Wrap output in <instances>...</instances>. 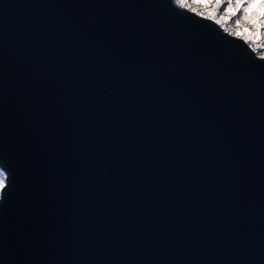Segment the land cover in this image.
Returning <instances> with one entry per match:
<instances>
[{
    "label": "water",
    "instance_id": "1",
    "mask_svg": "<svg viewBox=\"0 0 264 264\" xmlns=\"http://www.w3.org/2000/svg\"><path fill=\"white\" fill-rule=\"evenodd\" d=\"M173 0H0V264H264V60Z\"/></svg>",
    "mask_w": 264,
    "mask_h": 264
},
{
    "label": "snow or ice",
    "instance_id": "2",
    "mask_svg": "<svg viewBox=\"0 0 264 264\" xmlns=\"http://www.w3.org/2000/svg\"><path fill=\"white\" fill-rule=\"evenodd\" d=\"M176 6L186 5L188 0H173ZM195 3L205 6H215L216 11H210L205 15L200 13L202 19H210L218 25H224L227 21H234L237 29L242 26H247L251 31H231L224 28L226 35L233 36L237 39H242L253 52H259V59L264 60V48L261 43L264 42V10L253 12L249 15V8L254 4L264 6V0H194ZM195 13V9H193ZM218 13H226L220 15L216 19ZM7 172L0 169V193L6 192L8 189Z\"/></svg>",
    "mask_w": 264,
    "mask_h": 264
},
{
    "label": "rangeland",
    "instance_id": "3",
    "mask_svg": "<svg viewBox=\"0 0 264 264\" xmlns=\"http://www.w3.org/2000/svg\"><path fill=\"white\" fill-rule=\"evenodd\" d=\"M182 7H187L189 9H191L192 11H193V9H195L196 13H198V14L204 13L205 15H207V13L210 11H216L215 6H205L203 4L195 3L194 0H188V3L186 5H182ZM251 7H258L259 11L264 10V6H261L258 3L252 5ZM221 14L227 16L226 13H218L216 19H219ZM221 26H223L224 28H227L233 32L240 31L241 33H243L244 31H251V29L248 28L246 25L237 29V26L235 25V23L233 21H227L226 24L221 25ZM261 47L264 48V42L261 43Z\"/></svg>",
    "mask_w": 264,
    "mask_h": 264
},
{
    "label": "trees",
    "instance_id": "4",
    "mask_svg": "<svg viewBox=\"0 0 264 264\" xmlns=\"http://www.w3.org/2000/svg\"><path fill=\"white\" fill-rule=\"evenodd\" d=\"M251 8V9H250ZM249 8V15L251 16L253 12H256V11H259V8L258 7H250ZM234 22V21H233ZM259 53V52H257ZM1 169V168H0ZM1 195V193H0Z\"/></svg>",
    "mask_w": 264,
    "mask_h": 264
}]
</instances>
